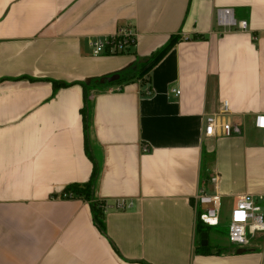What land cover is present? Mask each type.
<instances>
[{"label": "crops", "instance_id": "obj_1", "mask_svg": "<svg viewBox=\"0 0 264 264\" xmlns=\"http://www.w3.org/2000/svg\"><path fill=\"white\" fill-rule=\"evenodd\" d=\"M217 8L248 29L218 27ZM119 28L135 44L94 55L90 41ZM174 36L147 75L87 90L103 234L87 201L62 195L93 167L80 83L140 63ZM53 80L70 85L54 90ZM223 100L233 131L205 137V116ZM259 113L264 0H0V264H264V233L212 251L210 231L200 254L195 204L200 190L217 194L221 216L243 194H264Z\"/></svg>", "mask_w": 264, "mask_h": 264}, {"label": "built area", "instance_id": "obj_2", "mask_svg": "<svg viewBox=\"0 0 264 264\" xmlns=\"http://www.w3.org/2000/svg\"><path fill=\"white\" fill-rule=\"evenodd\" d=\"M215 24L221 29H237L245 31L248 29L246 20H236L230 8H217L215 10ZM256 40V36H253ZM135 44V33L128 28H119L113 35L98 37L90 41L92 53L94 55L102 53H121L127 51ZM121 88H116L118 91ZM171 92L176 96L179 94L177 88H172ZM149 88L144 90V95H151ZM230 109L226 100L221 102L217 112L207 114L204 119V136H229L233 131V125L229 120ZM254 126L263 132L264 144V114H256ZM147 146H142V151H147ZM209 180L217 184L219 177L217 174L210 176ZM63 197L72 198L71 193L64 192ZM195 204L201 209L200 217L204 223L213 226L220 219L221 202L217 194H207L200 190L195 195ZM129 205L123 201H116L114 207L122 210ZM227 241L237 247L249 245L250 240L259 233H264V194L253 196L245 193L237 199L228 216Z\"/></svg>", "mask_w": 264, "mask_h": 264}, {"label": "trees", "instance_id": "obj_3", "mask_svg": "<svg viewBox=\"0 0 264 264\" xmlns=\"http://www.w3.org/2000/svg\"><path fill=\"white\" fill-rule=\"evenodd\" d=\"M203 38L204 36H198ZM179 37L174 36L170 38V40L162 46L160 49L152 52L148 57L143 59L142 61L134 62V64L118 71L120 74L119 80L116 82L109 83L107 85H114V84H122L130 82L134 79L141 78L144 75H147L152 67L158 63V61L171 49V47L178 41ZM98 78H92L86 82H81V86L83 87L84 92V105L80 109L81 120H82V127H83V136H84V150L88 158L92 161L93 167L90 178L85 183H71L67 185L63 193H71L73 197L83 199L88 202L91 210V215L94 224L104 234V202L102 200H98L94 197V184L98 174V165L93 157L90 140H89V127H90V105L87 98V90L90 88H96L103 86L102 84L97 82ZM69 83L60 82V81H52L53 89H57L60 87H67ZM104 86H106L104 84ZM200 213L197 214V231L199 234L202 232H210L211 225H208L203 222L200 217ZM197 251L200 254L208 253V245L207 246H198Z\"/></svg>", "mask_w": 264, "mask_h": 264}, {"label": "rangeland", "instance_id": "obj_4", "mask_svg": "<svg viewBox=\"0 0 264 264\" xmlns=\"http://www.w3.org/2000/svg\"><path fill=\"white\" fill-rule=\"evenodd\" d=\"M234 204L227 205V209L233 208ZM225 208L223 209V214L220 216V219L218 222L214 223L211 227L210 237H209V246H214L215 248L212 249V251L216 250H225L229 248V243L227 241V220L229 214L224 212ZM226 214V215H225Z\"/></svg>", "mask_w": 264, "mask_h": 264}, {"label": "water", "instance_id": "obj_5", "mask_svg": "<svg viewBox=\"0 0 264 264\" xmlns=\"http://www.w3.org/2000/svg\"><path fill=\"white\" fill-rule=\"evenodd\" d=\"M120 78V74L119 73H113L111 75H107V76H102V77H99L97 79V82L102 84V85H107L109 83H112V82H116L117 80H119ZM207 232H202L200 234V244L201 246H207L208 244V240H207Z\"/></svg>", "mask_w": 264, "mask_h": 264}]
</instances>
